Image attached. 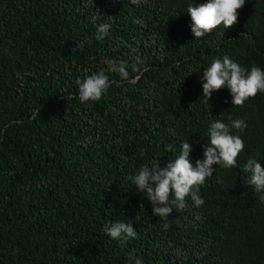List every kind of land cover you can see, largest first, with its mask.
<instances>
[{"label": "trees", "instance_id": "16d2710c", "mask_svg": "<svg viewBox=\"0 0 264 264\" xmlns=\"http://www.w3.org/2000/svg\"><path fill=\"white\" fill-rule=\"evenodd\" d=\"M207 2L0 0V264H264V191L244 168L264 169V93L234 106L227 88L202 97L201 83L224 56L264 70V0L194 38L187 8ZM101 23L111 28L98 41ZM133 48L142 72L113 74L99 101L81 103L75 81L106 58L131 62ZM217 119L247 123L231 129L244 143L237 167L213 165L199 208L186 197L166 220L153 215L128 177L166 166L183 142L203 159ZM120 219L137 238L107 235Z\"/></svg>", "mask_w": 264, "mask_h": 264}, {"label": "clouds", "instance_id": "9594fccd", "mask_svg": "<svg viewBox=\"0 0 264 264\" xmlns=\"http://www.w3.org/2000/svg\"><path fill=\"white\" fill-rule=\"evenodd\" d=\"M146 2V0H145ZM134 5H139L141 0H131ZM245 4V0H208L198 6L190 4L187 13L191 18V32L194 38H203L220 25L224 29L231 28L238 19V10ZM111 25L101 23L97 26L95 38L103 41L109 35ZM82 48L83 44L77 45ZM137 49H131V62H117L104 59L106 66L97 73L86 76L83 80L77 79L78 98L81 103L99 101L110 86V77L118 74L124 81L129 78L131 68L133 73H141L142 60ZM203 96L208 101L214 92L227 88L232 96L234 106H243L250 97H255L258 92L264 93V70L252 66L250 70L242 68L228 56L214 59L211 66L203 71L201 79ZM247 127L244 120L236 119L231 122V129L242 132ZM229 125L217 119L208 129L209 142L203 144V159H196L194 164L190 158L192 146L189 142L180 145L178 156L166 166L160 163L151 167L143 165L138 173L128 177L138 192L143 193L153 206V215L167 219L173 209L183 210L187 207L186 197H190L194 206L199 208L204 200L199 195V186L206 178L211 177L216 169L213 165L222 168L237 167V157L244 149L243 140L239 135L231 134ZM193 143H200L194 141ZM172 149L169 148V151ZM246 175L245 184L254 188L256 192L264 191V169L260 163L250 158L244 166ZM171 194V196H170ZM196 219H200L199 216ZM168 228V224H164ZM105 232L113 240L126 242L135 239L138 232L134 230L132 221L116 220L105 228ZM134 264H142L141 259H135Z\"/></svg>", "mask_w": 264, "mask_h": 264}]
</instances>
